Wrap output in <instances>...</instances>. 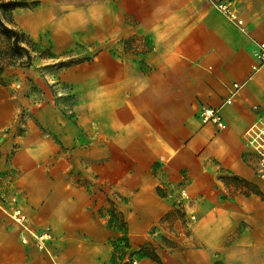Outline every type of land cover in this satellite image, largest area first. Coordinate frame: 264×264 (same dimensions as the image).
<instances>
[{"label":"crops","instance_id":"0c3cea01","mask_svg":"<svg viewBox=\"0 0 264 264\" xmlns=\"http://www.w3.org/2000/svg\"><path fill=\"white\" fill-rule=\"evenodd\" d=\"M213 2L231 3L245 31ZM27 10L24 33L53 53L77 42L100 51L54 77L80 99L69 111L44 83L38 101L0 85V264H112L102 197L137 221L152 217L166 182L153 164L191 157L214 162L247 194L211 203L201 189L184 244L168 233V247L151 246L161 264H264V180L247 137L264 130V66L253 72L264 0H40ZM235 83L243 88L232 96ZM203 108L219 110L227 128L203 124ZM14 209L50 235L43 248L7 215Z\"/></svg>","mask_w":264,"mask_h":264},{"label":"rangeland","instance_id":"374dc122","mask_svg":"<svg viewBox=\"0 0 264 264\" xmlns=\"http://www.w3.org/2000/svg\"><path fill=\"white\" fill-rule=\"evenodd\" d=\"M28 1L36 2L37 0ZM43 2H46V0H41V3ZM26 11L28 10H17L12 13L11 27L25 32L21 26L23 19L21 14ZM5 18L3 17V21L8 24L10 18L8 16H5ZM26 35L29 38L32 37L31 35ZM32 38L31 40L34 42L38 52H32L31 65L7 66L0 73V85L11 87L12 90L19 93L24 92L26 96L31 95L35 101H38V97H35V95L43 94V89L38 84L44 83L45 90L51 91L56 103L62 102L60 106L66 111L73 109L75 103L79 102L80 99L77 97L75 99L72 98L73 95L68 84H58L57 80L54 81V79H60L59 74L71 66L90 62L99 53L100 46L77 42L75 49L57 54L44 47L45 45L37 41V38ZM0 48L5 50L6 47L3 42L0 43ZM28 48L30 49L31 47L28 46ZM23 62H27L26 58L23 59ZM48 75L49 78L47 77ZM198 159L191 157L188 161H177L176 159L169 160L165 158L153 164L150 170L151 174L156 177L162 176L166 182L162 183V187L158 188L162 207L160 206V210L152 217L144 216L137 221L133 217L134 213L131 209L122 212L119 209L120 205L116 207V202L113 199H109V201L114 203V206L106 203L104 196L102 197L100 204L102 208L98 217L105 220L113 231L114 255L112 264H133L135 261L139 264V260L143 258L139 249L141 240L148 239L146 244H150L157 249L156 246L167 245L163 242V239L169 238L168 233H170L176 237L177 244H184L186 236L190 235L192 230L190 225L197 221L198 214H200L197 204L200 203L201 189H208L207 202L211 203L213 199L216 202L229 201L239 192L243 195L247 194L241 188L242 186L233 182L234 177L224 172L221 174L222 171L217 169L214 162ZM203 164L208 167V170L205 171L204 178H201V171L204 172ZM98 189L103 191L100 188ZM184 192H186L187 198L183 196ZM114 197L116 198V196ZM170 207L171 209H169ZM121 208H124V206ZM207 212L209 213L210 211L207 210ZM163 215L166 216L161 219ZM131 236H133V240ZM134 236H140L141 240L139 238V242H135ZM220 260L214 261H216V264H223L220 263Z\"/></svg>","mask_w":264,"mask_h":264},{"label":"built area","instance_id":"2783aa9c","mask_svg":"<svg viewBox=\"0 0 264 264\" xmlns=\"http://www.w3.org/2000/svg\"><path fill=\"white\" fill-rule=\"evenodd\" d=\"M213 6L220 11L229 21L234 23L237 27H239L242 31H245L244 21L239 17L236 10L233 8L232 4L229 2H213ZM255 61L256 64L253 66V72H257L260 70L262 66H264V40L258 44L257 51L255 53ZM243 85L235 83L233 85L232 96L236 95L241 89ZM232 96L226 101V104L230 105L232 103ZM200 118L203 124H213L218 130H225L227 128L225 122L223 121L219 110L214 108H203L200 113ZM247 137L249 139V144L252 146L254 151L259 156V167H258V175L261 179L264 180V130L263 132L260 130H250L247 133ZM183 196L187 198L186 192L183 193ZM0 210H3L2 205L0 204ZM7 215L19 226L23 227L25 231L30 233L36 240L38 246L43 248L45 243L50 239L49 234H36L32 232L28 226L27 216L19 209H14L12 211H6ZM133 264H137V262H133Z\"/></svg>","mask_w":264,"mask_h":264},{"label":"trees","instance_id":"16d2710c","mask_svg":"<svg viewBox=\"0 0 264 264\" xmlns=\"http://www.w3.org/2000/svg\"><path fill=\"white\" fill-rule=\"evenodd\" d=\"M39 4L40 0L36 2L28 0H2L0 2V43L3 42L6 47L5 50H1L0 48V73L7 66L31 65L32 52H38L36 46L24 32L11 27V17L12 13L18 9H34L39 6ZM5 16L10 18L8 24L3 21V17L5 18ZM28 46H30L32 50H30L31 48L29 49ZM24 58H26L27 62H23ZM233 182L241 184V181L239 182L237 179H234ZM243 184L246 185V183ZM141 253L144 257L161 264L159 257L150 244L144 245L141 248Z\"/></svg>","mask_w":264,"mask_h":264}]
</instances>
